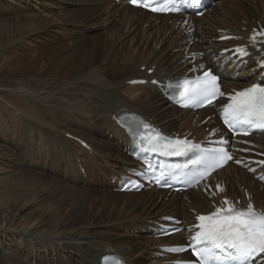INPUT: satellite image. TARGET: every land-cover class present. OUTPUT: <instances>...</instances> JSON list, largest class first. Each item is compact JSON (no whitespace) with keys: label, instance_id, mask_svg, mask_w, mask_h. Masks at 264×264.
<instances>
[{"label":"bare ground","instance_id":"6f19581e","mask_svg":"<svg viewBox=\"0 0 264 264\" xmlns=\"http://www.w3.org/2000/svg\"><path fill=\"white\" fill-rule=\"evenodd\" d=\"M3 2L16 10L29 11L25 14L24 28L20 35V40L23 42L42 33V29L34 25V20L47 17L46 11H57L59 19L50 21L45 32L61 34L63 32L65 37L71 34L73 37L76 36L78 42L70 44V47L76 46L73 49L74 53L87 51L90 48H101L103 47L102 38L114 36L113 32H119L136 42L137 49L143 50L145 55L134 66L120 72L117 80L113 78L108 80L94 74L87 82V86L68 88L66 92L68 97L64 98L57 97L49 91L48 86L55 84L53 82L51 84L38 82L33 86L29 84L30 81L23 79L13 83L0 82V95L7 97V99L1 98V102L6 103L9 113L11 111L12 114L17 112L25 115H23L22 129L29 134L27 135L29 139L33 131H42L45 141L53 149L59 147L64 160V163H60L56 160L49 161V158L41 156L38 161H35L37 155L35 148L28 145V153L24 154L29 161V168L18 179L20 186L17 187L18 191L10 193V197L0 199V208L3 213H6L2 216L0 223V264H100V258L112 252L121 254L130 264H156L152 256L157 251L156 245L161 240L150 237L151 227L161 216V210L168 211L176 207V213L179 216L189 215L186 202L179 195L168 196L166 191L153 190L148 193L113 192V195L118 196L113 200L109 199L108 192L100 190L101 188L86 189V187L78 188L68 185L63 181L64 178L71 177L66 164L72 163V151L78 152L77 148L82 145L66 135L70 133L88 142L92 152L82 146L80 148L82 154L85 150L87 154L103 157L107 167H111L108 173L110 184L116 187L113 178L124 174L129 167H134L135 163L126 153L128 139L116 125L114 117L124 110H129L153 120L168 132L189 129L192 126V119L188 118L186 112L172 108L157 87L150 83L135 86L128 84L132 79H163L180 75L186 66L182 61L184 53L178 49L185 46L182 45L185 36L175 32L173 25H168V19H162L161 16L154 18L147 12H141L139 9L112 0H0V6ZM40 6H43L42 10H39ZM254 19L264 20V0L220 1L213 13L208 12L197 19L195 35L201 39V42H195L190 49L203 51L215 49L216 51L231 47L235 42L218 43L215 39L221 36V31L225 29H228L229 33H241L245 26L249 27L253 24ZM102 25L112 26V28L110 30L105 28L106 34L94 35L89 42L81 39L80 35L83 32L86 33V30L99 27L102 31ZM16 44L12 45L16 46ZM256 65L255 61H250L248 67L240 68L238 78L232 81L230 75L231 71L238 66L236 65L227 72L224 85L243 87L254 82L258 77L255 75L256 70H253ZM143 67H146V70L143 71ZM153 67L154 73L149 75L147 71ZM80 75L82 73L75 74L73 77L81 78ZM86 75L83 74V77ZM46 109L53 111L52 121L47 120ZM11 120L15 129L11 128L14 134L17 131V120L14 121L13 118ZM39 121L46 125H41ZM35 125L44 127L39 128ZM1 133L4 132L1 131ZM262 140L264 143V136ZM28 141L31 143V140ZM58 143L60 146L57 145ZM19 146L21 147L16 142L12 143V146L9 145V148L0 145V162L5 160L18 165L20 157L16 155L18 152L16 153L15 150ZM87 160L85 158V161ZM220 176L229 180L228 188L231 193L238 192L237 188L241 185L256 188L254 189L255 199L259 205L264 206V199H262L264 190H259L256 180L250 178L247 173L235 167H228ZM95 185L104 187L102 183L96 182ZM67 189H71L74 193L78 191L83 200L102 201L106 205L113 203V206L127 209L130 214L125 217L119 214L110 221L108 218L99 221L92 217L84 225L76 228L45 226L49 215L35 209L34 204L48 196L50 191L61 190L60 193L64 192L63 197H65ZM137 194H143L145 198L133 199V196ZM190 195L196 208L206 212L212 209L208 198L200 192L190 191ZM120 196L122 199H119ZM166 197H168L167 200ZM51 202L56 205L58 199L50 200ZM29 219L31 223L25 222ZM121 222H124V225L130 224V232L115 231L111 228V225ZM171 239L168 238L166 242L170 243ZM42 252L46 254L43 255Z\"/></svg>","mask_w":264,"mask_h":264},{"label":"rangeland","instance_id":"374dc122","mask_svg":"<svg viewBox=\"0 0 264 264\" xmlns=\"http://www.w3.org/2000/svg\"><path fill=\"white\" fill-rule=\"evenodd\" d=\"M42 7L43 6H40L39 10H42ZM27 12L29 11H25L22 9L16 10L12 6H7L5 2H3V5L0 6V82L4 81V83H13L18 79H23L25 81H30L31 83L29 84H32V86L38 82H49L50 84L53 82L55 84L48 86L49 91L51 93H54L57 97L64 98L68 97V95L66 94V92L69 90L68 88L75 86H80L82 88L84 86H87V82L94 74L108 80L110 78L117 80V78L120 76V72L134 66L135 63L145 55V52L143 50L139 48L137 49L136 42L132 41L129 37H125V35L123 36V34L119 32H113L114 36L106 37L104 39L102 38L101 40H103V47L101 48H90L87 51H78L74 53L73 49L76 46L72 45L70 47V44H76L78 42V38H76V36L73 37L71 34V36L65 37V34H63V32L62 34L60 32H45V28L49 25L50 21L59 19V12L57 11H46L47 17L34 20V25L37 28H41L42 33L23 42L22 40H20V35L24 28V21L26 17L25 14ZM101 27L102 31L99 29V27H95L93 30H86V33L83 32L80 35L81 39H86L89 42L90 40H92V37L94 35L106 34L105 28H107V30H110L112 28V26L104 27L103 25ZM68 28L71 27L69 26ZM13 43H17L16 46L12 45ZM12 46H14V48H12ZM78 73H82V75H80L81 78L73 77V75ZM83 74L87 75L83 77ZM37 79H41V81H37ZM1 98L7 99V97L3 95H0V99ZM6 107V103L1 102L0 100V145L4 148H9V145L12 146V143L16 142L19 143L21 147L19 146L15 150L16 153L18 152L16 155L20 157L18 165H14L12 162L5 160L0 162V199L10 197L9 195L13 194L14 191H18V188L20 187L18 185V179L20 175L23 172L27 171V169L29 168V161L24 154L28 153V145L30 147H33V149L35 148L37 154L35 157V161H38V158L43 156L46 159L49 158V161L56 160L60 163H64V160L62 159V152L59 151V147L53 149L50 144L45 141V137H43L44 134H41L42 131L39 130L33 131V134H31L30 137L31 139H29V136H27L29 134L22 129L23 119L25 115L23 113L19 114L17 112H14L12 114L11 111L9 113L7 111L8 108ZM45 112L48 114L47 120L52 121L53 111L50 109H46ZM11 118H13L14 121L17 120L16 122L18 125L16 127L17 131L14 134L12 129H15L13 127ZM40 123L41 125L44 124L43 122ZM41 125H35V127H44L46 123L44 124V126ZM1 131H3L4 133H1ZM28 140H31V143ZM37 144L41 145L38 146ZM24 145H27V147H25ZM57 145L60 146L59 143ZM80 148H82V146L77 148L78 152L76 153L78 154L72 151V163L66 164V168L68 167L71 177L69 179L63 177V181L70 186L78 188H101L100 190L108 192L109 199H117L118 196L113 195L112 193L114 191L109 188L111 184L109 180L110 176L108 173L111 167H107V164L102 156H95L91 155L90 153L87 154L85 153V150L83 152L84 154H82ZM76 157L80 160V162H84H82V166L86 165V171L88 172L87 178L84 177V174H81L79 172L80 170L75 168L76 161H78ZM85 158L88 160L85 161ZM9 164L10 166L13 165V167H10ZM70 164H72V166H70ZM96 182L102 183L104 187L95 185ZM83 183H85V185ZM61 190L50 191V194H48L49 197L45 196L43 200H40L34 204L35 209H39L42 213H47L49 215L45 226L51 228H76L84 225L86 221L92 217L99 221L108 218L110 221L117 217L119 214H121L120 216L122 217L130 214L127 209L121 208L117 205L113 206V203H109L106 205L103 204L102 201L94 202L90 200H83L82 198H80V193L78 191H76L77 193H74L71 189L65 190V194L67 196L63 197L64 192L63 194H61ZM142 197L145 198V195L137 194L133 196V199L141 200ZM55 199H58V203L56 205L54 204V202L50 203V200L52 201ZM119 199H122V197L120 196ZM5 214L6 213H3L2 209L0 208V223L2 222V216H4ZM25 222L31 223L32 221H30L29 219V221ZM124 222L116 225H111V228L115 231L118 230L128 233V231L130 232V224L125 223L124 225ZM42 254L45 255L46 253L42 252ZM66 258L67 257L65 256V260Z\"/></svg>","mask_w":264,"mask_h":264},{"label":"snow or ice","instance_id":"6c2138e0","mask_svg":"<svg viewBox=\"0 0 264 264\" xmlns=\"http://www.w3.org/2000/svg\"><path fill=\"white\" fill-rule=\"evenodd\" d=\"M130 2L134 5L142 4L153 12L178 10L177 0H166L160 7L154 6V2L158 0H130ZM185 4L198 8L201 0H179L180 6ZM237 51L245 54L242 49ZM217 95L223 93L219 90L217 77L211 72L206 71L202 77L184 81L182 99L185 106L210 104ZM229 100L223 115L224 123L230 129L235 131L237 127L246 125L264 128V87L254 85L229 96ZM141 140L147 145L142 147L143 151L155 152L160 149L161 154L164 155H179L181 148L188 143L167 140L158 133L152 137L141 136ZM220 143L223 144L224 141L221 140ZM231 159L232 156L220 148L207 157L194 160L193 164L203 167L204 171L199 174L202 178L208 171L222 166ZM236 163L242 162L237 160ZM194 179L199 182L198 178L194 177ZM223 203L224 207H217L209 215L197 217L198 230L192 237V244L193 252L199 257L200 264H226L233 259L247 261L264 254V212L255 210L252 203L244 209L236 208L227 199Z\"/></svg>","mask_w":264,"mask_h":264}]
</instances>
